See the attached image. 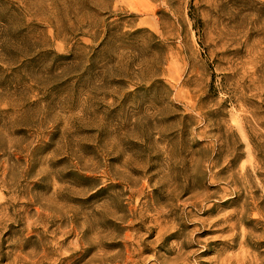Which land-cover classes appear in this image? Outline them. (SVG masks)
<instances>
[{"label": "rangeland", "instance_id": "rangeland-1", "mask_svg": "<svg viewBox=\"0 0 264 264\" xmlns=\"http://www.w3.org/2000/svg\"><path fill=\"white\" fill-rule=\"evenodd\" d=\"M0 264H264V0H0Z\"/></svg>", "mask_w": 264, "mask_h": 264}]
</instances>
